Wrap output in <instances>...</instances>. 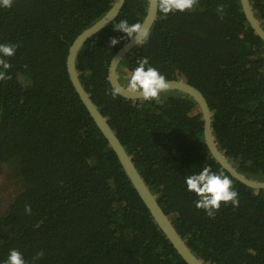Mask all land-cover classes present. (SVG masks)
<instances>
[{"label":"trees","instance_id":"16d2710c","mask_svg":"<svg viewBox=\"0 0 264 264\" xmlns=\"http://www.w3.org/2000/svg\"><path fill=\"white\" fill-rule=\"evenodd\" d=\"M115 0H14L0 8V42L17 45L0 81V167L15 186L0 210V260L18 249L27 264H185L145 206L70 80L75 38ZM264 27V0H250ZM149 0H126L118 18L77 58L80 80L191 251L205 264H264V190L240 183L212 157L198 104L178 91L161 102L129 100L109 81L128 39L122 19L144 21ZM240 0H197L159 14L146 44L128 53L205 96L218 149L245 177L264 182V41ZM112 38L120 41L109 47ZM208 166L233 181L239 205L214 218L195 207L184 176ZM0 181H3L0 175ZM31 207V214L25 212ZM37 253H42L37 257Z\"/></svg>","mask_w":264,"mask_h":264},{"label":"water","instance_id":"95a60500","mask_svg":"<svg viewBox=\"0 0 264 264\" xmlns=\"http://www.w3.org/2000/svg\"><path fill=\"white\" fill-rule=\"evenodd\" d=\"M125 2L126 0H115L112 8L101 19H99L95 24L84 30L75 38L74 42L69 48V53L67 56V71L73 87L79 95L83 105L87 109L89 115L93 119L98 129L108 141L113 153L116 154L133 187L137 191L145 206L150 211L159 228L170 241L171 245L177 251L179 256L185 261V264H205L191 251L184 239L177 232L171 219L161 208L157 198L143 180L131 156H129V154L125 151V147L123 146L121 141H119V138L111 128L107 118L102 115L96 104L93 102V100L85 90L79 77L76 64L81 49L87 43V41L90 40L91 37L99 34L118 18ZM240 3L249 25L254 30L253 32L264 41V27L255 16L250 0H240ZM158 14L159 0H149L147 14L143 21V24L146 25L149 31H151L154 23L156 22ZM136 47L137 46L134 44V42L128 41L121 49L118 50L109 67V81L112 88L121 97L129 100L143 99L137 95L130 94L123 87V84L119 79L118 69L127 57L128 53H130ZM168 83L169 89L167 91H178L184 95L189 96L198 104V107L203 116L204 140L208 151H210V154L215 159V161L240 183L254 190H264V182L254 181L240 174L225 157L224 153L218 149V144L213 134L212 113L208 102L202 92L185 81L171 80L168 81Z\"/></svg>","mask_w":264,"mask_h":264},{"label":"clouds","instance_id":"9594fccd","mask_svg":"<svg viewBox=\"0 0 264 264\" xmlns=\"http://www.w3.org/2000/svg\"><path fill=\"white\" fill-rule=\"evenodd\" d=\"M14 0H0V8H11ZM197 0H159V9L165 16L176 12L191 11ZM113 30L125 34L129 42L136 46L144 45L149 40L151 33L142 22L129 23L122 19L112 25ZM120 41L112 38L109 47H115ZM17 45L0 42V81L11 79L8 70L11 68L9 60L15 55ZM123 87L133 95L141 97L146 102H161V94L167 92L169 83L158 68L149 63L147 57L139 58L136 67L129 76L125 77ZM113 97L117 95L112 92ZM186 190L195 194V207L203 210L209 218H214L221 206L231 204L233 208L239 205L238 192L231 178L222 171H213L208 166H203L198 172H191L184 176ZM25 212L31 214V207L25 205ZM42 253H37V257ZM0 264H27L23 254L18 249H9L7 258L0 260Z\"/></svg>","mask_w":264,"mask_h":264},{"label":"rangeland","instance_id":"374dc122","mask_svg":"<svg viewBox=\"0 0 264 264\" xmlns=\"http://www.w3.org/2000/svg\"><path fill=\"white\" fill-rule=\"evenodd\" d=\"M0 175L3 181H0V201L4 200V203H0V210L4 209L6 206V199L9 197L10 193L14 190L15 186H11L8 179H4L3 171L0 167Z\"/></svg>","mask_w":264,"mask_h":264},{"label":"flooded vegetation","instance_id":"af4514ba","mask_svg":"<svg viewBox=\"0 0 264 264\" xmlns=\"http://www.w3.org/2000/svg\"><path fill=\"white\" fill-rule=\"evenodd\" d=\"M120 82H121V80H120ZM121 83H122V82H121ZM0 203H4V200L0 201Z\"/></svg>","mask_w":264,"mask_h":264}]
</instances>
